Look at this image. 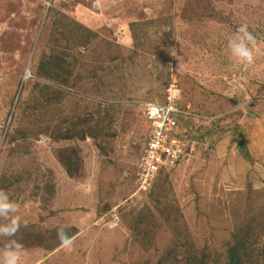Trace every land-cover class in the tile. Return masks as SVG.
Segmentation results:
<instances>
[{
    "label": "rangeland",
    "instance_id": "rangeland-1",
    "mask_svg": "<svg viewBox=\"0 0 264 264\" xmlns=\"http://www.w3.org/2000/svg\"><path fill=\"white\" fill-rule=\"evenodd\" d=\"M242 24L247 68L227 49ZM52 55L65 83L39 74ZM169 95L187 156L142 191L145 104ZM0 189L20 264H229L244 233V264L264 263V0H0Z\"/></svg>",
    "mask_w": 264,
    "mask_h": 264
},
{
    "label": "clouds",
    "instance_id": "clouds-1",
    "mask_svg": "<svg viewBox=\"0 0 264 264\" xmlns=\"http://www.w3.org/2000/svg\"><path fill=\"white\" fill-rule=\"evenodd\" d=\"M255 48L256 37L249 31L246 24L240 25L227 41L230 58L245 68L254 63ZM172 55H176L175 51H172ZM145 107L150 117H156L165 110L154 104H148ZM168 108H171V105ZM18 211L19 205L5 190L0 189V238H5L3 248L0 249V264H20L23 245L14 239L22 226L21 217L17 215ZM23 227H27V224L24 223ZM56 235L61 247L71 250V236L63 228L58 229Z\"/></svg>",
    "mask_w": 264,
    "mask_h": 264
},
{
    "label": "built area",
    "instance_id": "built-area-1",
    "mask_svg": "<svg viewBox=\"0 0 264 264\" xmlns=\"http://www.w3.org/2000/svg\"><path fill=\"white\" fill-rule=\"evenodd\" d=\"M148 104L161 106L165 110L156 117H150L145 107L151 132L137 173L142 191L149 190L160 173L175 168L187 156L177 133L184 112L176 104V99L169 95L164 102L146 103L145 106ZM169 105L171 108H168Z\"/></svg>",
    "mask_w": 264,
    "mask_h": 264
},
{
    "label": "trees",
    "instance_id": "trees-1",
    "mask_svg": "<svg viewBox=\"0 0 264 264\" xmlns=\"http://www.w3.org/2000/svg\"><path fill=\"white\" fill-rule=\"evenodd\" d=\"M39 74L47 77L52 80H61L62 82H66V80L69 77V70L68 68H65L64 62H62L57 56H50L45 59V61L40 64L39 66ZM248 155V154H247ZM67 161L64 162V165L69 172L70 176H75V173L73 169L75 170L76 167H79V165H76L77 162L72 161L69 157L66 158ZM69 161V162H68ZM69 236L72 235V233H68ZM245 233L241 236L240 239L236 240V242L229 247L227 250L228 252V263L229 264H244V260H246L249 256L246 253V240H245ZM51 239L55 241V245H59L60 241H57V235L54 234L51 236ZM179 242V239L174 243L173 249L176 250L177 243ZM56 247V246H55ZM168 251V250H167ZM173 255H165L162 258L161 264H167L170 261H174L178 259L176 258H181V256L174 255L175 253L171 252ZM172 256L174 258L170 259ZM206 257L200 258L196 254L192 252L191 248L185 249L183 248V264H208L210 263V260L205 259ZM178 263V262H177ZM250 264H252L250 262ZM262 264L263 260H262Z\"/></svg>",
    "mask_w": 264,
    "mask_h": 264
}]
</instances>
